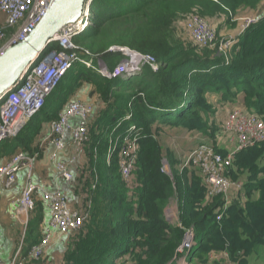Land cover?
<instances>
[{"label":"trees","instance_id":"1","mask_svg":"<svg viewBox=\"0 0 264 264\" xmlns=\"http://www.w3.org/2000/svg\"><path fill=\"white\" fill-rule=\"evenodd\" d=\"M261 3L264 0H94L95 28L73 39L79 53H87L94 67L101 63L113 70L125 58L117 49H126L154 57L158 70L145 66L130 80H110L76 64L40 111L0 145V159L17 150L32 154L37 150L34 140L45 123L57 119L64 96L83 83L100 94L105 109L89 125L85 146L88 218L70 236L62 264H109L111 260L118 264L124 259L125 264H176L186 228L193 230L195 241L189 263L216 264L212 256L223 254L232 264H250L252 258L264 264V254L259 260L264 251V142L233 156L225 175L240 190L227 204L222 195H208L196 166L179 167L158 137L165 128L213 137L212 101L245 109L264 123V16L237 38L227 60L217 46L202 48L174 40L171 29L173 21L191 13L209 23L225 16L227 23ZM47 50L58 46L50 43ZM131 125L137 128L135 133L110 141L109 131ZM124 137L138 146L128 181L120 174L116 154L106 163L110 144L120 148ZM164 160L172 178L162 170ZM174 199L181 227L165 218ZM40 222V214L28 221L25 246L18 254L21 259L39 243Z\"/></svg>","mask_w":264,"mask_h":264},{"label":"built area","instance_id":"2","mask_svg":"<svg viewBox=\"0 0 264 264\" xmlns=\"http://www.w3.org/2000/svg\"><path fill=\"white\" fill-rule=\"evenodd\" d=\"M49 2L50 0H0V56L5 54L9 48L23 42L31 34L45 16ZM93 3L94 0H85L80 19L73 24L64 26L50 42L56 43L58 50H47L40 54L23 71L12 88L0 95V145L5 140L14 138L40 111L46 99L56 89L67 71L76 64L94 69L101 76L110 80L117 78L124 81L130 80L139 76L145 66L149 67L152 72L158 70L159 65L154 57L126 49H117L122 52L125 58L113 70H108L101 63L94 67L92 59L87 53H84L83 56L79 53L78 48L73 44V39L95 28L92 18ZM188 17L189 19L185 22V30L194 45L202 48L217 46L218 53L227 60L237 39L225 40V42L221 40L219 44H215L217 33L211 23L195 13L189 14ZM258 21L259 17H246L245 23L241 26L242 32ZM93 117L94 109L91 104L77 99L70 100L63 107L58 118L48 123V132L43 136L41 144H38L37 152L29 154L17 150L6 163L0 164V196L2 189H11L18 174L26 171L23 188L19 197L14 201L18 215L22 217V225L28 223L27 216L34 209V201L37 196L40 201L46 204L49 219L42 230L40 242L33 246L27 255L29 260L40 259L55 233L73 235L80 230L88 218L90 202L85 204V209L82 211L73 210L63 191L59 189L43 190L35 184L33 171L42 146L47 142L53 145L54 151L51 154V159L55 161L57 154L65 148L66 134L69 136L74 154L82 155L89 142V125L92 123ZM130 129V132H133L137 128L135 125H131ZM222 137L224 148L199 144L187 154L181 168L196 166L200 170L208 195H222L228 204L234 194L239 192L240 185L226 177L227 168L237 152L264 142V123L258 116L247 110L235 108L224 120ZM110 146L107 161L116 154L120 174L124 180L128 181L136 160L138 146L135 140L125 141L124 137L120 148H115L114 143ZM219 150H225L226 153L222 154ZM54 169L58 180L67 184L74 183L73 173L66 162L56 161ZM162 170L167 173L164 164ZM193 240L194 235L190 233L183 238L182 244L176 250L178 256L175 259L180 258L177 259L180 264H189L188 255L183 256L182 253L185 249L190 250L191 246H194ZM25 260L26 258L21 259L16 254L12 264H25Z\"/></svg>","mask_w":264,"mask_h":264},{"label":"rangeland","instance_id":"3","mask_svg":"<svg viewBox=\"0 0 264 264\" xmlns=\"http://www.w3.org/2000/svg\"><path fill=\"white\" fill-rule=\"evenodd\" d=\"M242 13L243 12H239L237 15L232 16L231 21L227 23H226L225 16H219L211 20L212 22L211 25L214 27L217 33V39H216L215 44H219L221 40H223V42H225V40H228V41L236 40L243 33L241 26L243 23H245L246 17L256 16V17H259V20H260V18H262L263 17L262 15L264 14V3H261L257 7L256 10L249 11L247 15L246 14L244 15ZM188 16L186 15V16L178 18L177 20L173 21L172 26H171L172 33H173V39L179 42H182L186 45L194 44L185 30V22L189 19ZM92 18L95 23L96 22L95 21V5L92 7ZM80 96L81 98L85 97L82 100L91 104V106L93 107L94 117L92 120L93 123L91 124H94L96 120H98L100 113L105 109V105L101 99V96L97 92L94 86H89L84 83L78 84L77 88L73 92H69V94L63 97L66 100L63 107L71 99H74V98L77 99ZM213 108L215 110V114L214 116H212V118H210V122L214 123L215 129H216L215 131H213L214 132L213 137H210L209 135L203 136V135H199L196 133H193L191 136H186V133L180 130H175V129L171 130L168 128H165L164 131L158 135L164 148H168L173 153V157L176 160V162L179 164V167L183 164L184 162L183 160L186 158L187 154L199 144H209V145H213L219 148L225 147L223 144L224 139L222 137V126H223L224 120L226 119L230 111L237 107L232 106L231 104H227L224 107L223 105L216 103L214 104ZM119 125H120V122L118 123L117 126ZM126 127L124 126L123 128H120V129L115 128L114 130L112 129L111 131H109L108 132L109 135H113L112 137L113 140H110V141H116L119 137H122V136H125V134H128V132L132 134L137 131L136 129V131L130 132L131 130L130 127L129 129L128 127L127 128ZM36 142L37 140H34V143L32 144V146L35 145V147L38 148V145L36 144ZM111 144H113V142ZM116 147L117 146H115V148ZM87 148L84 149V153L82 155L80 154V156H77L74 154H68L67 156V159L69 161L70 160L72 161V163L70 162V164L72 168L71 172L73 173V176H74V181H76L77 178L79 179V177L81 178L79 179V186L75 185L76 187H70L71 193H73V196H75L78 201L77 205L72 204V208L76 211H82L83 209H85V204L89 202V199H88L89 192L87 188L84 187L85 176L87 177L89 174V170H88L89 169V166H88L89 159L87 158V153H88ZM118 148L119 147H117V149ZM68 153H70V151H68ZM40 154L41 153L39 151V156ZM10 157L11 156H6V155L2 156L1 157L2 160L0 159L1 163H6ZM110 162H111V159L109 161H106L107 164H109ZM175 165H172L174 169L176 167ZM168 169H170L169 166H168ZM38 198L39 196L35 198L34 209L28 213L27 219L28 221L33 220L34 218L36 219L37 215L40 214L41 222L39 223L38 230L36 231L39 233V238L41 240L42 230L45 227L42 224L43 219H44V212L45 210L47 211V209H46V204L40 201V199ZM3 208H5V205L0 206V225L3 228L2 230L3 232L0 236V264H12L14 262L16 254H19V252H21L22 250V246L23 248L25 246L23 245V239H24V235L26 232L27 224L19 225L18 223H15L14 217H12L10 213L7 211L8 209L1 211V209ZM15 214L16 216H18L17 211ZM165 218L169 223L177 225L178 227H181L178 221L179 218H178V207H177L176 199L172 200L169 203L168 207L166 208ZM184 232H185L184 238L185 236L190 235V233L193 234V230L191 228H186ZM63 236L66 240L65 247L63 249L59 247V250H54L53 248L54 244L52 243V239H53V236H52L50 240L51 242L50 241L48 242L47 248L44 250L40 259L39 260H29V258H26L25 263L27 264V263L34 262L35 264H62V260H61L63 259L62 255L65 252L67 245L69 243V240L71 238L70 236L72 235H60L59 238L61 239V237ZM193 242L195 244L194 240ZM191 247L193 248L194 246H191ZM191 249L190 250L185 249L184 253H182L183 256L187 254L188 252L190 253ZM263 254H264V251H261V255H259L260 256L259 260L263 259ZM178 260L176 261V264H180ZM215 261L217 262L216 264H229L225 256L219 257L215 259ZM255 262L256 261H254V258H252L250 261V264H256ZM109 264H113V260H111ZM118 264H125V259L122 260L121 262H118ZM189 264H194V262H191Z\"/></svg>","mask_w":264,"mask_h":264},{"label":"water","instance_id":"4","mask_svg":"<svg viewBox=\"0 0 264 264\" xmlns=\"http://www.w3.org/2000/svg\"><path fill=\"white\" fill-rule=\"evenodd\" d=\"M84 2L85 0H50L45 16L31 34L0 56V95L12 88L26 67L45 52L46 47L64 26L80 19ZM163 164L172 178L167 161L164 160Z\"/></svg>","mask_w":264,"mask_h":264},{"label":"crops","instance_id":"5","mask_svg":"<svg viewBox=\"0 0 264 264\" xmlns=\"http://www.w3.org/2000/svg\"><path fill=\"white\" fill-rule=\"evenodd\" d=\"M0 18H1V16H0ZM82 96H84V95H82ZM84 98L85 97L81 98V96H80L77 99L82 100ZM74 99H76V98H74ZM71 100H73V99H71ZM213 103L216 104V101H214ZM214 104H213V107H214ZM61 110H62V108L59 109V113ZM59 113L57 114V118H58ZM49 122H51V121H49ZM49 122L44 124L45 126L43 128V131L35 139V140H37V142H36L37 145L39 143L41 144V140H42L43 136L48 132V123ZM184 133H186V132H184ZM192 134L193 133H186V136H191ZM64 144H65L64 150L62 152H59V154H57L55 161H53L51 159V154L54 151L53 145L50 144V142H47L42 146V148L40 149L41 154H40L38 160L34 164L33 182L35 184H37L38 186H40L41 188H43V190L59 189V190L63 191L67 195L70 207L72 208V204L77 205L78 201H77V198L75 196H73V193H71L70 187H76L75 185L79 186V179H81V178L80 177H79V179L77 178V180L74 181L73 184H67V183H64L63 181L57 179L55 169H54V163L56 161L60 160V161L66 162L67 165L69 166V169L72 171L71 164H70V162L72 163V161L71 160L69 161L67 159V156H68V154H74V152H73V148L71 146L68 134H66ZM33 147H35V145ZM68 151H70V153H68ZM0 164H2L1 161H0ZM25 175H26V171L20 172L17 176V180H16L14 186L9 190L8 189H2L1 190V196H0V206L5 205V208L1 209V211L8 209L7 211L10 213V215L12 217H14L15 223H18L19 225H21L22 217H20L19 215L16 216L15 213L17 210L15 208L14 201L17 197H19L20 191L23 188V185L25 182ZM48 219H49V214L45 210L44 219H43V223H42L43 226H46ZM2 230H3V228L0 225V236L3 232ZM59 237H60L59 234L55 233L53 235L52 243L54 244L53 245L54 250H59V247H61L62 249L65 247L66 240H65L64 236L61 237V239ZM222 256H225V255L221 254V255H217V256H212V259L215 261V259L222 257ZM227 262L229 264H232L228 261V259H227ZM209 264H211V263H209ZM212 264H214V263H212Z\"/></svg>","mask_w":264,"mask_h":264},{"label":"bare ground","instance_id":"6","mask_svg":"<svg viewBox=\"0 0 264 264\" xmlns=\"http://www.w3.org/2000/svg\"><path fill=\"white\" fill-rule=\"evenodd\" d=\"M27 68V67H26ZM188 239H190V238H188Z\"/></svg>","mask_w":264,"mask_h":264}]
</instances>
